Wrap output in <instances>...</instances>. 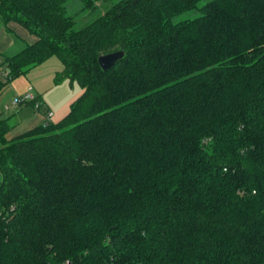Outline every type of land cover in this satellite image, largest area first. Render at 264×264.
<instances>
[{
	"label": "trees",
	"instance_id": "1",
	"mask_svg": "<svg viewBox=\"0 0 264 264\" xmlns=\"http://www.w3.org/2000/svg\"><path fill=\"white\" fill-rule=\"evenodd\" d=\"M99 1L0 0L36 36L0 93L53 56L84 88L0 120V264H264V0Z\"/></svg>",
	"mask_w": 264,
	"mask_h": 264
},
{
	"label": "rangeland",
	"instance_id": "2",
	"mask_svg": "<svg viewBox=\"0 0 264 264\" xmlns=\"http://www.w3.org/2000/svg\"><path fill=\"white\" fill-rule=\"evenodd\" d=\"M116 1L101 0L97 3L98 7L94 11H90V9L79 11L76 17L78 26L102 14L109 5ZM79 9L80 4L78 2H72L70 11L75 12ZM48 62L45 65L46 69L44 74H49L47 76L49 78V84L47 82L45 83V85L48 84V88L41 95L51 107L52 117L50 120L57 122L68 113L71 103L83 92L84 88L77 80H72L67 76L60 77L59 73L61 72L63 64L57 56L49 58ZM54 62L60 64V70L56 69L55 66H51L54 65ZM28 73L13 79L10 85L0 93V120H6L10 125V129L6 133V137L8 138L21 134L33 128L38 123L47 121L48 118L45 112L35 109L33 104L29 102L13 103L18 98H24L30 85L34 84L33 80L28 76ZM47 77H45V81ZM33 91L35 92V90ZM38 117L41 118V121L36 122L35 119Z\"/></svg>",
	"mask_w": 264,
	"mask_h": 264
},
{
	"label": "crops",
	"instance_id": "3",
	"mask_svg": "<svg viewBox=\"0 0 264 264\" xmlns=\"http://www.w3.org/2000/svg\"><path fill=\"white\" fill-rule=\"evenodd\" d=\"M35 40L36 36L34 34H31L28 29H26V27H24L22 24L16 21H9L7 24H5L0 17V55L16 53L21 50L27 43L34 42ZM47 63H49L48 59L41 64L33 67L28 73V76L34 82V84H31L30 86H33V90H35L39 99L42 101L46 108L51 109L49 103H47L41 95L44 90H47L49 84V78L47 77L49 76V74H44L46 69L45 65H47ZM51 66H55V68L58 70H60L61 68L60 64H57L56 62H54V65ZM45 77H47L46 81L44 80ZM1 78H3V72L0 69V79ZM46 82L48 83L47 85H45ZM40 111L44 112V110L42 109ZM35 120L36 122H38L41 121V118L38 117Z\"/></svg>",
	"mask_w": 264,
	"mask_h": 264
},
{
	"label": "built area",
	"instance_id": "4",
	"mask_svg": "<svg viewBox=\"0 0 264 264\" xmlns=\"http://www.w3.org/2000/svg\"><path fill=\"white\" fill-rule=\"evenodd\" d=\"M29 102L33 104L34 108L37 110H41V108L44 109V112L47 114V120L49 121L50 118L52 117V111L48 108L45 107V105L38 99L37 94L33 91V86L29 87V90L26 92V95L24 98H18L13 101V103L17 104L20 102ZM9 107V106H8Z\"/></svg>",
	"mask_w": 264,
	"mask_h": 264
},
{
	"label": "water",
	"instance_id": "5",
	"mask_svg": "<svg viewBox=\"0 0 264 264\" xmlns=\"http://www.w3.org/2000/svg\"><path fill=\"white\" fill-rule=\"evenodd\" d=\"M125 55L124 50H117L110 53L102 54L99 57V63L103 69L113 67Z\"/></svg>",
	"mask_w": 264,
	"mask_h": 264
}]
</instances>
